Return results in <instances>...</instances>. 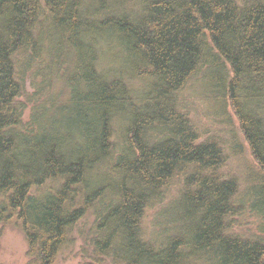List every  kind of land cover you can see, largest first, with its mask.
<instances>
[{"label": "trees", "instance_id": "1", "mask_svg": "<svg viewBox=\"0 0 264 264\" xmlns=\"http://www.w3.org/2000/svg\"><path fill=\"white\" fill-rule=\"evenodd\" d=\"M86 1L0 0L1 229L24 235L27 264H55L87 218L84 264H264V230H232L244 205L264 219V0ZM69 57L68 134L40 125L41 106L25 124L28 74L50 72L37 100L54 107V60ZM199 77L221 109L204 130L181 97ZM230 110L257 162L243 180L225 172Z\"/></svg>", "mask_w": 264, "mask_h": 264}, {"label": "rangeland", "instance_id": "2", "mask_svg": "<svg viewBox=\"0 0 264 264\" xmlns=\"http://www.w3.org/2000/svg\"><path fill=\"white\" fill-rule=\"evenodd\" d=\"M85 7L86 9L89 8L88 0L86 1ZM127 9L128 11H131L133 9L134 18L139 17L142 12L141 7H139L138 5H134L132 8L128 5ZM109 48L110 46H106V48L104 49V55L107 54V57L112 52L111 51L109 53H106ZM76 61L77 59L72 57H69L68 59L55 58L54 60L52 71L59 74L55 77L56 84L52 89V93L54 94V99L56 101L54 107L46 108L48 101L43 104L42 102H38L37 100L40 99L45 92V83L50 77V72L45 68H42V71L40 73L33 72V78L36 80V84L34 80L31 79L32 74H28L26 86L27 96L25 98H21V102L24 104V106H26V112L24 113L25 124L30 123L31 117L36 115V107L41 106L44 111L47 109V115L43 120H41L40 125L45 126V129L49 131H54L55 127H53V122L59 121L62 123V133L68 134V124L71 119H76L78 108L71 103L69 97L70 91L68 87L64 85V82L61 79V75H64L66 80L68 74L74 75V73L76 72ZM124 62L125 61L123 59L122 65ZM110 65L113 66V70L119 71L122 69V65L119 62L117 64L110 62ZM104 66H109L108 61H104ZM106 67L105 69H107ZM65 71H69V73H66ZM197 80V83L194 82L186 88V90L181 94V97L187 104L191 106V108L187 110H189L191 114L199 120V122L201 123V129L204 130V126H207L209 122H212L214 116L218 114L219 110L221 111V109L218 108V105H216V103L214 104V106L213 102L212 104H210V106L208 105L203 92H201V85L199 84L201 82V78L199 77ZM139 87H141L140 83L135 87L136 92H138ZM142 92L143 90L141 91L139 96L142 95ZM230 115L234 123L233 129L238 132V134L236 133V136L238 138V145L232 144L231 146L226 143V147L229 152V159L227 160V163L225 165V172L228 175L232 174L234 176H238L240 180H243L244 176L246 174H249V171L254 170L255 173L257 162L252 155L249 144L245 141V139L239 132V122L233 115L231 110ZM218 129H216V131H218ZM115 132L117 136L116 140L118 142V146H120V142L118 139L119 127L117 125L115 126ZM221 133L222 137H226V135L228 134L224 129L223 131H221ZM74 136L77 140V142L74 143V146L77 148L80 140L79 131H76L74 133ZM229 139L233 142L232 137H229ZM243 188H246V186L244 185ZM243 188H241V191L239 193L240 197H243ZM172 194L174 196L176 195L175 190L172 192ZM168 203L169 201L166 199L162 202L161 206H158L156 204L154 208L149 212L148 232L150 236L154 237L155 239H159L162 236L164 228L161 226L165 224L162 223V217L164 216L162 214L161 217V209ZM236 212L237 213H235V216L232 219V230L235 234L245 238L262 236L261 233L264 230V219L250 212L248 206L246 207L245 205L241 207V210ZM92 221V218H87L80 224V227H78V231L75 234V238L77 240L76 244L72 248L63 251L57 258L55 264H84L83 255H86L85 248H87L85 241L90 235ZM80 232L83 233V237ZM28 260V245L24 235L19 230L13 227H7L5 229H1L0 227V264H27Z\"/></svg>", "mask_w": 264, "mask_h": 264}]
</instances>
